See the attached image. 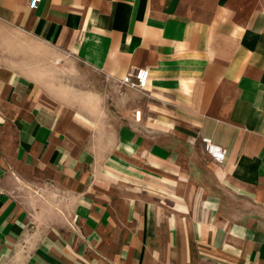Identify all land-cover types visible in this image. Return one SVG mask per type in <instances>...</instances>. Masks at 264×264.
Returning <instances> with one entry per match:
<instances>
[{
    "label": "crops",
    "instance_id": "1",
    "mask_svg": "<svg viewBox=\"0 0 264 264\" xmlns=\"http://www.w3.org/2000/svg\"><path fill=\"white\" fill-rule=\"evenodd\" d=\"M0 264H264V0H0Z\"/></svg>",
    "mask_w": 264,
    "mask_h": 264
},
{
    "label": "built area",
    "instance_id": "2",
    "mask_svg": "<svg viewBox=\"0 0 264 264\" xmlns=\"http://www.w3.org/2000/svg\"><path fill=\"white\" fill-rule=\"evenodd\" d=\"M42 0H29L31 9H37ZM149 82V72L145 69L136 70L133 75L126 76L121 80V84L134 90L144 91ZM202 145L205 153L212 159L215 164H223L226 158L224 148L212 143L210 139H202Z\"/></svg>",
    "mask_w": 264,
    "mask_h": 264
}]
</instances>
